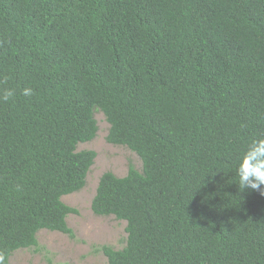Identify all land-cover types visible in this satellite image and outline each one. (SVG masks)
Wrapping results in <instances>:
<instances>
[{
	"label": "trees",
	"instance_id": "1",
	"mask_svg": "<svg viewBox=\"0 0 264 264\" xmlns=\"http://www.w3.org/2000/svg\"><path fill=\"white\" fill-rule=\"evenodd\" d=\"M0 264L42 229L107 141L134 151L91 208L126 221L107 264H264V196L236 165L264 136V0H0ZM31 88L33 95H22Z\"/></svg>",
	"mask_w": 264,
	"mask_h": 264
},
{
	"label": "rangeland",
	"instance_id": "2",
	"mask_svg": "<svg viewBox=\"0 0 264 264\" xmlns=\"http://www.w3.org/2000/svg\"><path fill=\"white\" fill-rule=\"evenodd\" d=\"M98 123L96 137L80 142L78 150L93 149L97 152L91 166L86 186L76 192L62 196L65 203L78 209L67 217L75 231V237L60 231L42 229L38 232V247L21 248L11 256V264H107V256L97 248L108 244L122 248L126 243V221L115 216L94 214L91 204L101 175L112 171L118 176L128 172L129 163L142 168L140 157L123 145L107 141L109 123L103 112L96 111Z\"/></svg>",
	"mask_w": 264,
	"mask_h": 264
},
{
	"label": "clouds",
	"instance_id": "3",
	"mask_svg": "<svg viewBox=\"0 0 264 264\" xmlns=\"http://www.w3.org/2000/svg\"><path fill=\"white\" fill-rule=\"evenodd\" d=\"M15 95L12 88L0 89V102H7ZM22 95L31 97L33 90L24 88ZM240 189H250L264 196V136L253 138L248 143L236 165Z\"/></svg>",
	"mask_w": 264,
	"mask_h": 264
}]
</instances>
